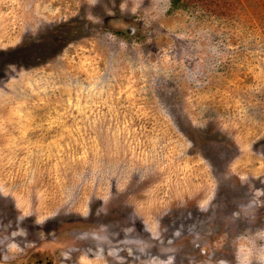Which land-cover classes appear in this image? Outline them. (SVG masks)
<instances>
[{
    "label": "rangeland",
    "instance_id": "374dc122",
    "mask_svg": "<svg viewBox=\"0 0 264 264\" xmlns=\"http://www.w3.org/2000/svg\"><path fill=\"white\" fill-rule=\"evenodd\" d=\"M256 204L264 0H0V264H264Z\"/></svg>",
    "mask_w": 264,
    "mask_h": 264
},
{
    "label": "flooded vegetation",
    "instance_id": "af4514ba",
    "mask_svg": "<svg viewBox=\"0 0 264 264\" xmlns=\"http://www.w3.org/2000/svg\"><path fill=\"white\" fill-rule=\"evenodd\" d=\"M241 208H245V207H241ZM246 209H248V208H245V210ZM251 211H252V213H254L255 214V216L257 217V219H260V220H262L263 221V223H264V206H262L261 205V207H259L257 204H256V206H254L253 205V207L252 208H249ZM229 212V214H230V211H228ZM253 218L254 216H251L249 213H247V215H246V218ZM200 233H201V231H200ZM199 233V234H200ZM263 233H264V228H263ZM198 234V235H199ZM153 235V234H152ZM184 235V234H183ZM25 238H26V235H25ZM155 238H154V235H153V237L152 236H150V238H149V240L147 241V245H148V242L149 241H152V240H154ZM194 240H196V239H194ZM63 240H61V242H62ZM176 241V240H175ZM162 242H166L164 239L162 240ZM161 242V243H162ZM167 243V242H166ZM175 243V242H174ZM174 243H167V247H168V245H169V249H170V247H173L174 249H175V247H177L178 246V243L176 242L175 243V245L176 246H174ZM198 244V243H197ZM57 244L55 243V242H53V241H51V240H49V241H41V240H39V241H35V240H27V239H25V242L23 243V248H21V251H22V258L24 257V255H25V257H24V259H26V257L31 253V252H36V249H40V255H41V258H42V261H45L46 259H49V263L48 264H52V261H53V256H52V254L51 253H53V252H55V251H60L61 250V248H59L58 247V245L56 246ZM147 248V247H146ZM195 248H196V244H195ZM229 248H230V246H229ZM131 250H132V248H130ZM199 247H198V249L196 248V250H197V256H198V258H199V260L202 258L201 256H199ZM123 250V249H122ZM122 250H120L119 251V253L122 251ZM124 250H126V252H127V248H124ZM146 250V252L145 251H143V252H140V254L137 252V250L136 251H131V254H127L129 257H130V259H133V258H136V259H138V258H141V257H143V256H148V257H150V256H152L153 254H154V251H150V250H148V248L147 249H145ZM118 253V254H119ZM145 253V254H144ZM213 255V254H212ZM220 256H222V255H220ZM123 257V256H122ZM212 257V256H211ZM21 258V257H20ZM125 259H124V261H126L127 260V258L126 257H124ZM175 257H172V260L174 259Z\"/></svg>",
    "mask_w": 264,
    "mask_h": 264
},
{
    "label": "trees",
    "instance_id": "16d2710c",
    "mask_svg": "<svg viewBox=\"0 0 264 264\" xmlns=\"http://www.w3.org/2000/svg\"><path fill=\"white\" fill-rule=\"evenodd\" d=\"M171 11L181 8V0H170Z\"/></svg>",
    "mask_w": 264,
    "mask_h": 264
}]
</instances>
